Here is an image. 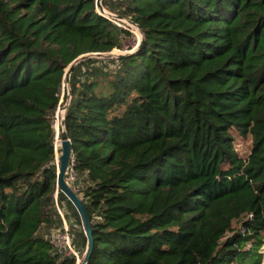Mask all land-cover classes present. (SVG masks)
<instances>
[{
  "label": "trees",
  "instance_id": "1",
  "mask_svg": "<svg viewBox=\"0 0 264 264\" xmlns=\"http://www.w3.org/2000/svg\"><path fill=\"white\" fill-rule=\"evenodd\" d=\"M102 5L143 41L70 72L85 264H264V0ZM123 32L95 0H0V264H78L39 231L62 224L58 202L82 226L56 187L52 117L68 63ZM233 131L251 137L244 157ZM73 243L82 259L83 227Z\"/></svg>",
  "mask_w": 264,
  "mask_h": 264
},
{
  "label": "water",
  "instance_id": "2",
  "mask_svg": "<svg viewBox=\"0 0 264 264\" xmlns=\"http://www.w3.org/2000/svg\"><path fill=\"white\" fill-rule=\"evenodd\" d=\"M95 5L97 10L99 12H104V6L102 5V0H95ZM109 14L113 15L114 17L118 19H122V17L119 14L116 13H111ZM129 23L135 24L137 27H139L138 24L133 22L130 19H126ZM142 35V34H141ZM143 41V35L141 36L139 44ZM129 52H132L129 51ZM125 52V53H129ZM92 56H97V57H103V56H119L124 54V52H119V53H114V52H101V51H96L93 53H83L78 55L76 58H74L71 62L68 63V65L65 67V73H64V83H69V77H70V72L73 69V67L81 60L86 59L88 57ZM70 98V89H68V100L64 105V108H66ZM62 124H63V119H62ZM60 138H61V144H60V153L57 156V161L59 162L57 165V171H56V187L59 188L74 204L76 210L79 213V216L81 218V223L82 227L84 229V233L86 235V246L85 250L83 253V257L80 260L78 264H85L89 258L90 251L93 245V238H92V232H91V221L88 216V213L86 211V208L84 204L81 202L79 195L76 193L75 189L68 183V181L65 178V173L67 171L69 162L71 160L70 154H71V141L67 136V133L65 129L63 128L60 132Z\"/></svg>",
  "mask_w": 264,
  "mask_h": 264
},
{
  "label": "rangeland",
  "instance_id": "3",
  "mask_svg": "<svg viewBox=\"0 0 264 264\" xmlns=\"http://www.w3.org/2000/svg\"><path fill=\"white\" fill-rule=\"evenodd\" d=\"M104 9H105V11L102 12V13H104L105 15H107L109 17H113L111 14H109V12H111V13H117L115 11L110 10L106 6H104ZM124 19H127V17H124ZM117 21L125 24L126 26L129 27V29L124 28V29L127 30V32H123L121 34V41H122L121 47L120 48L114 47L110 51H107V52H111L112 51L114 53H119V52H124L125 53V52H129L131 50L133 51L134 48L137 46V44L140 42V39H141V36H142L141 35L142 34L141 33V30L135 24H134V26L129 25L128 23L125 22L126 20L125 21L124 20H117ZM90 55H91V57H97V56H92V54H90ZM109 67H111V66H109ZM64 85L65 86H64V88H62L61 96H60V99H59V104H60L59 106L60 107H63L64 104H65V102L68 99L69 84L68 83H65ZM53 116H54V114H53ZM61 126L62 125L59 122L58 123V130H61ZM233 133H234V145H235L236 150L238 151V153L241 156H243V157L246 156L248 154L249 150H250V147H251V137H250V135L248 134L246 136H241L236 131H233ZM59 138H60V136H59ZM58 143H57L58 151H56V155L59 154L60 144H58ZM55 161L57 162L56 156H55ZM65 178L68 181V183L71 185V183H72L71 181H72L73 177L72 178L70 177V173L69 172H66L65 173ZM56 208H57V211H59V213L66 219V221L67 222L69 221L68 225H69V227L71 225V227H70L71 228V230H70L71 237H72V239L77 240L78 232L81 230V227L82 226L75 221L74 216H73L71 210H69L70 208L67 207V206H65L64 203L58 202ZM54 228H56V227H53V226L48 225V224H43L39 228V231L40 232H44L45 236L50 239L51 232L53 231ZM77 245H78V247H77ZM77 245L74 244L73 247L78 252V254H80L81 253L79 251V248H80L79 246L80 245L79 244H77ZM262 246H263V249H264V244ZM58 250L61 253H63V254H67V250L66 251L65 250H60L59 248H58ZM263 253H264V251H263ZM262 263H264V259H263Z\"/></svg>",
  "mask_w": 264,
  "mask_h": 264
},
{
  "label": "built area",
  "instance_id": "4",
  "mask_svg": "<svg viewBox=\"0 0 264 264\" xmlns=\"http://www.w3.org/2000/svg\"><path fill=\"white\" fill-rule=\"evenodd\" d=\"M111 18H112V20L116 24L120 25L123 28L129 29L128 26H126L125 24L117 21V20H124V18L118 19V18H116L114 16L111 17ZM125 22L128 23L131 26H134V24H131L128 21H125ZM64 84L65 83L63 82V87L62 88H64V86H65ZM59 105L60 104L58 103V105H57V107H56V109L54 111V116L52 117V125L54 127V135H53V137H54V149H55V156H56V158L58 156V155H56V151H58L57 143L59 142L58 144H61V138H59V136H60L61 130L63 129V124H62L61 121L63 119L64 112H65L64 106L63 107H60ZM59 122L62 125L61 126V130H58V123ZM66 172H69L70 173V177L71 178L74 177L73 176L74 175L73 174L74 172H73V168H72V162H69V165H68V168H67V171ZM61 218H62V225L59 226V227H57V228H54L53 229V231L51 232V235H50V239L52 240V242L60 250H65V251L67 250V253H73V254H75L77 256V260L79 261V260H81V258L78 256L77 251L73 247L74 246L73 245V239L71 237V232H70V228H69V225H68L69 221L67 222L66 219L62 215H61ZM261 250L264 251L263 246H261Z\"/></svg>",
  "mask_w": 264,
  "mask_h": 264
},
{
  "label": "bare ground",
  "instance_id": "5",
  "mask_svg": "<svg viewBox=\"0 0 264 264\" xmlns=\"http://www.w3.org/2000/svg\"><path fill=\"white\" fill-rule=\"evenodd\" d=\"M124 20H126V19H124ZM127 21V20H126Z\"/></svg>",
  "mask_w": 264,
  "mask_h": 264
}]
</instances>
